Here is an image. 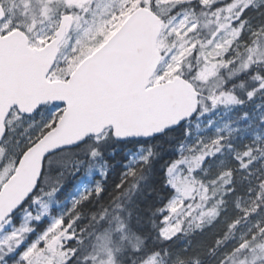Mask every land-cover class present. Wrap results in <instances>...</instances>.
I'll return each instance as SVG.
<instances>
[{
  "label": "snow or ice",
  "instance_id": "1",
  "mask_svg": "<svg viewBox=\"0 0 264 264\" xmlns=\"http://www.w3.org/2000/svg\"><path fill=\"white\" fill-rule=\"evenodd\" d=\"M261 125L264 0H0V264H264Z\"/></svg>",
  "mask_w": 264,
  "mask_h": 264
},
{
  "label": "trees",
  "instance_id": "2",
  "mask_svg": "<svg viewBox=\"0 0 264 264\" xmlns=\"http://www.w3.org/2000/svg\"><path fill=\"white\" fill-rule=\"evenodd\" d=\"M253 107H254V105H250L249 110L251 111ZM259 111H261V110L257 111V120H258V112ZM213 115H217V114L213 113ZM234 115H235V110L233 112H229L227 114L221 112V113H219L217 120H221L222 118H224V120L227 121V120L233 119ZM198 122L203 125V124L207 123V120L204 118H201ZM244 123L247 124L248 122L245 121ZM192 127L195 128V124H193ZM261 127H264V125H261ZM253 130H255V125H253V129L245 131L241 135L237 136L235 142L236 143L247 142V140H249L252 137V131ZM168 154L169 153H165V155L162 156L160 158V160L166 159ZM160 160L157 161L158 166L160 164ZM121 167H122L121 163L117 162L116 170L111 174L109 181H108L109 189H111V187L114 186V184L118 181V177H119ZM58 171H59L58 168H53L52 169V175H55L56 172H58ZM77 177H79V174H77ZM82 183H83L82 178L69 177L67 179L65 186L61 189V191L59 193H57L56 199L59 201V203L55 202L57 204V206L51 208V213L53 215L60 214L62 211L66 210L67 208H69L71 206V202H72L71 199H73L74 196L79 194V191L82 189ZM145 192H147V186H145ZM149 199H152V197H149ZM29 208L31 211H33L35 213L39 210V205L33 204V205H30ZM22 214L23 213L21 212L20 215L15 218L14 222H19V220L22 217ZM42 224H45V225L48 224L47 218H45V220L42 222ZM166 243H172V242H166ZM185 243H186V240L180 239V240L175 241V246L176 247H182ZM126 264H127V262H126Z\"/></svg>",
  "mask_w": 264,
  "mask_h": 264
},
{
  "label": "rangeland",
  "instance_id": "3",
  "mask_svg": "<svg viewBox=\"0 0 264 264\" xmlns=\"http://www.w3.org/2000/svg\"><path fill=\"white\" fill-rule=\"evenodd\" d=\"M17 15H18V13H17ZM216 122H218L217 124H221V123H223V122H225V120H224V118H222L221 120H217ZM85 186V184H84V182L82 183V189H83V187ZM81 189V190H82ZM72 200V199H71ZM37 205H39V204H37ZM55 206H57V204L55 203V202H53L52 204H51V208H53V207H55ZM37 210V209H36ZM35 211V210H34ZM22 217H23V214H22ZM21 217V218H22ZM45 218H47V222H48V224L49 223H51V217L50 216H48V215H46V216H44L43 218H42V220L39 222L40 224H42V222L45 220ZM32 238H34V236L32 237Z\"/></svg>",
  "mask_w": 264,
  "mask_h": 264
},
{
  "label": "water",
  "instance_id": "4",
  "mask_svg": "<svg viewBox=\"0 0 264 264\" xmlns=\"http://www.w3.org/2000/svg\"><path fill=\"white\" fill-rule=\"evenodd\" d=\"M136 139H142V138H136Z\"/></svg>",
  "mask_w": 264,
  "mask_h": 264
}]
</instances>
